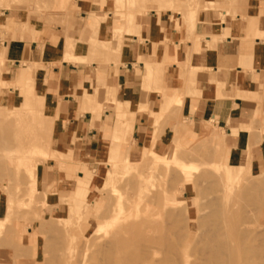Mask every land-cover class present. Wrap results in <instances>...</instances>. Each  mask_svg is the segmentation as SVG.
I'll list each match as a JSON object with an SVG mask.
<instances>
[{
  "label": "crops",
  "instance_id": "obj_1",
  "mask_svg": "<svg viewBox=\"0 0 264 264\" xmlns=\"http://www.w3.org/2000/svg\"><path fill=\"white\" fill-rule=\"evenodd\" d=\"M174 2L167 0L173 7ZM101 3L75 0L77 18L69 33L48 27L24 39L0 30L3 82L26 76L43 88L44 115L55 121L51 148L74 156L73 167H88L79 178L91 185L106 173L109 158L118 163L141 158L150 134L157 139L155 150L163 153L167 134L180 123H185L176 130L180 146L192 147L209 136L223 146L225 164L238 166L249 157L252 173L263 175L264 0H198L217 7L198 11L192 29L188 11L130 17L134 26L118 51L115 31L126 21L115 13L114 1ZM93 18L101 22L90 28ZM94 37L107 49L97 47L89 62L68 59L88 56ZM105 58L107 63L100 62ZM10 94L9 87L2 89V97ZM209 124L218 133L211 134ZM61 176L54 160L37 171L54 195Z\"/></svg>",
  "mask_w": 264,
  "mask_h": 264
},
{
  "label": "rangeland",
  "instance_id": "obj_2",
  "mask_svg": "<svg viewBox=\"0 0 264 264\" xmlns=\"http://www.w3.org/2000/svg\"><path fill=\"white\" fill-rule=\"evenodd\" d=\"M32 1L34 3L38 1V4L35 6ZM112 1L115 2V13L126 21L125 26L118 28L115 31V36L118 38L117 44H115L116 51L120 49V41L122 40L123 35L134 25V19H128L130 17L143 15L149 13L151 10L158 12H166L167 10H172L174 12L188 11L190 15L187 24L189 28L192 29L196 23V15L198 11L217 7L214 3H210L209 5H199L198 0H174V7L170 5V3H167V0H130L131 3L127 8L119 7L117 5V0H102L101 4L105 6L106 2ZM27 3L30 5L28 6ZM66 4L65 7H58L56 0H0V30L3 31V33L14 32L15 34H21L24 39H29L33 36L36 37L38 35V30L46 29L48 27L62 26L63 30L66 33H69L76 22L77 8L75 0H66ZM151 4L158 6L151 7ZM7 5L10 6V8H12V6H19L22 12L31 11L32 15H35L36 13L37 15L34 17L32 16V19L29 20L31 23H26V21L28 22V19H23L25 20L23 23V20L19 18V16H16L18 21L16 19L14 20L11 12L12 9H9ZM62 8L64 10H62ZM36 10L37 12H35ZM15 11L19 12V10ZM34 12L35 14H33ZM5 19L8 21V26L5 23ZM20 19L22 20V23ZM100 22V19H96V25H99ZM17 25H24V28L22 27L24 30L19 29L21 27H18ZM97 47L107 49L104 45H97L96 38L94 37L91 40V49L88 56L79 59L73 54H70L68 59L89 62L93 60V53ZM68 48L72 49L73 46L69 44ZM100 62L107 63L108 59H102ZM2 64L3 60H0V228L2 227L0 235V264H59V261L61 263L62 259V262L66 261L69 264L71 257L68 260V256H70L74 249L78 250L77 252L80 251L78 254L80 258L84 257L83 254L85 255L88 253L85 251L87 247H85L86 242L83 236L84 234H82L83 232L90 229L91 236L97 237L100 234H104L103 232H105L106 228V231H109L110 228L119 229V227L124 228L134 224H144L145 222L156 225L157 227L159 225L160 229H162L164 225V230H170L172 233H175H173L174 235L169 233L171 239H176V237L182 239L188 232L191 234L193 233V236L197 237L203 229L205 230L206 225L210 226L216 225V223L219 225L227 223L226 216L228 218V223H240L241 221L251 226L254 224L251 229L260 228L262 226L263 228H261L264 233V214L262 212L264 206L261 209L264 202V174H248L247 172H242V170L246 168L247 163L250 162L249 157L246 159V161H248L247 163L241 161L238 166H229L228 164H225V161L223 160L225 157L223 146L216 141L209 140V136H205L202 141L192 147L185 144L180 146L179 143L175 142L176 130L185 125V123H180L172 129L171 133L167 134L169 142L167 149L163 153H159L155 150L157 139L155 135L150 134L149 138L151 141L144 147L141 158H129L130 161L135 162L132 164L127 163V161L130 162L129 160H125L126 163H118L117 159L109 158L108 170L106 173L101 179L97 178L91 185H89L88 180H82L78 176L79 171L88 172V167L86 165L83 166L82 169L80 167H73L71 164L74 161V156L64 155L58 152V150L51 148L55 121L44 115L43 106H45V101H43V96L38 95L39 89L42 87H37L31 82V90H27L31 92L27 94V91H24V94L26 93L27 96L31 97H28V100L33 103L29 104L28 100H20L18 96L20 94L22 95L21 86L26 85L23 84V81H26L27 79L26 76H23L20 81H17L14 84L4 83L2 80ZM4 87H9L11 89L10 96L2 97V89ZM33 93L42 98L43 104L40 98L39 100L41 104L39 103L38 97L34 96ZM43 93L44 90H42V93L40 90L39 94ZM27 96L24 98L27 99ZM20 101L22 102L21 106L23 111L18 110L21 107L19 106ZM36 101L42 107L36 104ZM95 103L89 101V104ZM173 104H177V102H174ZM31 105L37 113L43 111L42 113L40 112V116L33 111ZM36 106H39L40 108H37ZM25 107L28 109L30 107L32 111L26 109L27 112H24ZM28 111L35 113V116L32 113L28 114ZM19 112H22L24 115H20ZM31 116L33 117V120ZM151 116L156 120L157 116ZM21 117H24V119L22 120ZM36 118L37 120L35 121ZM26 120L30 124L26 123ZM31 123H33L34 126H32ZM209 132L211 134L218 133V131L212 127V124H209ZM156 133L160 136L163 134L161 133V128H157ZM126 143V140H120L121 145ZM35 144L38 145L41 150L43 148V150L46 151L44 152L42 150V152H40L38 150L40 154H43L44 152V155L40 156L37 150H35ZM36 152L38 154H36ZM26 157H28V159ZM12 158H18L24 162L28 160L26 163H29V167L27 164L26 165L29 172L26 170L25 163H22L23 165L21 164V167L18 166V169L15 168L16 166L12 163ZM49 160L57 161L62 173L57 195L53 194L52 185L49 184L47 180H45V188L42 189V186H44L43 182L37 177V171L43 165L48 164ZM114 160L117 162V165ZM176 160H180V167ZM102 161L103 160L99 158L98 162L101 163ZM111 161L114 162V164ZM10 163L12 166L9 165V167L8 164ZM188 166L195 167L196 169L189 172L192 176V180L185 183L183 181L185 172L184 170L180 171V169L181 167L182 169H185V167L188 168ZM24 167L26 169H24ZM127 167L128 169H126ZM236 170L240 171V175L242 174L240 180L238 179L239 175L236 173ZM16 172L19 173L21 177L19 174L16 175ZM26 172H28L29 176ZM32 174L39 182L40 191L39 189H35L36 193L33 192L31 194L30 191H26L33 189V186L31 187L33 184H31V181H34L35 179L32 177L31 180L30 177ZM116 174L117 176H115ZM8 177L12 181H10ZM9 184H11V186ZM228 186H234L233 193L228 190ZM18 187L22 188L19 189ZM5 190L7 192H5ZM18 190H20V193H18ZM23 193L25 195L24 197ZM228 193L231 195L229 194V196H227ZM232 194L234 195L232 196ZM154 196H156V199ZM33 198L35 199L34 202L32 201L34 200ZM56 199L57 203L55 204ZM109 200H111V204ZM29 202L30 204H28ZM223 208L227 211L228 215ZM155 210L158 213H156ZM260 212H262V214ZM234 214L236 217H233ZM105 215L107 218L110 216L108 220L111 219L112 221L102 219L103 222H101L100 218L105 217ZM145 216L147 218H145ZM215 216L216 218H214ZM221 216L225 217V219H220L219 217ZM114 217L118 219L115 223L113 222ZM150 217L152 218L150 219ZM75 219H78V221ZM156 220L158 221L156 222ZM214 221H216L215 224ZM70 222H72V224ZM98 222H101L102 224ZM97 224L101 225L103 229H96L99 230V232L94 230L93 233L91 229H95ZM257 225L258 227H255ZM51 226L52 228L55 227V229H51ZM44 229L45 231L47 229L48 233L45 232ZM262 229H260L261 232ZM51 232L56 238L49 234ZM130 232L132 233V230ZM134 233L135 232L132 234ZM71 236L75 238V241L74 238L71 239ZM134 239L135 240L133 241L135 242L138 240L136 237H134ZM69 243H72V246ZM68 245L73 248L70 254V251L67 250L69 249ZM58 250L60 251L59 253ZM63 251L64 253L66 252L68 256H64L66 253L63 254ZM61 256H63V258H61ZM71 256H74V254ZM72 263L73 261L70 264Z\"/></svg>",
  "mask_w": 264,
  "mask_h": 264
},
{
  "label": "bare ground",
  "instance_id": "obj_3",
  "mask_svg": "<svg viewBox=\"0 0 264 264\" xmlns=\"http://www.w3.org/2000/svg\"><path fill=\"white\" fill-rule=\"evenodd\" d=\"M31 1V0H30ZM35 1V0H34ZM29 2V1H28ZM33 2V1H32ZM117 2H118V6L119 7H128L129 5H130V3H131V1L130 0H117ZM31 3V2H30ZM34 3V2H33ZM45 3V2H44ZM28 4V6L30 5L29 3H27ZM38 4V1L37 2H35L33 5H37ZM56 4H57V6L58 7H65L67 4H66V0H56ZM14 5V4H13ZM8 6V5H7ZM12 6V5H11ZM118 6H117V8H118ZM215 6V5H214ZM9 7V9H12V15H13V17H14V20L16 19V16H19V18H21L22 20L23 19H28V22L26 21V23H31V22H29V20L30 19H32V16L34 17L35 15H37V13L35 14V12H37V10L33 13V14H35V15H32V13H31V11H28V12H22L21 11V8L19 7V6H12V8H10V6H8ZM15 7H17V8H15ZM39 9V8H38ZM120 9V8H119ZM15 10H19V12L18 11H15ZM62 10H64L63 8H62ZM33 11V10H32ZM61 12V11H60ZM64 12V11H63ZM38 13H39V11H38ZM0 19H1V17H0ZM20 19V20H21ZM17 21H18V19H16ZM22 20H21V23H22ZM25 20H23V23H24V21ZM2 22H3V20H2ZM25 23V24H26ZM24 24V25H25ZM24 25L23 26H18V27H21V28H19V29H22V30H24L23 28H24ZM96 25V19H94L93 20V24L91 25V26H89L90 28L91 27H94ZM134 26V25H133ZM23 27V28H22ZM26 32V31H25ZM138 39V38H137ZM2 63V62H1ZM1 66V65H0ZM149 73V72H148ZM29 74V73H28ZM27 74V75H28ZM147 74V73H146ZM147 76H149L148 74H147ZM27 78V77H26ZM145 78H147V77H145ZM32 80H34V79H32ZM32 81L31 80H29L28 78L26 79V81H23V84H26L25 86H21V88H22V95L20 94L19 96H18V98L20 99V100H28L29 98H31V97H29V96H27L26 95V93L24 94V91H27V90H31L30 88L32 87V86H30L32 83H31ZM35 83V82H34ZM33 83V84H34ZM35 85V84H34ZM33 85V86H34ZM38 87V86H37ZM34 88H35V86H34ZM40 88V87H39ZM37 89V88H36ZM40 90H41V93H42V88L41 89H39V92H38V95H40V96H42V94H39L40 93ZM32 91H33V89H32ZM29 92H31V91H27V94H29ZM34 94V93H33ZM27 96V99H25L24 97H26ZM31 96V95H30ZM33 96V95H32ZM34 96H36V97H38V101H39V103H40V100H41V102H42V98H40L39 96H37V95H35L34 94ZM34 96H33V98H34ZM29 97V98H28ZM33 98H32V100H33ZM39 98H40V100H39ZM37 99V98H36ZM30 100H28V103L30 104V103H33V102H29ZM44 101V100H43ZM35 102V101H34ZM36 104H38L37 103V101H36ZM36 104H34V105H36ZM41 104V103H40ZM40 104H38L39 106H40ZM42 104H43V102H42ZM22 105V102L20 101V104H19V106H21ZM26 105V104H25ZM36 106L37 108H40V107H42V106ZM14 107V106H13ZM31 107H32V109H33V106L31 105ZM44 107V106H43ZM7 108V107H6ZM11 108H12V106H11ZM9 109H10V107H9ZM26 109L27 110H31L30 109V107H29V109L27 108V107H25V111L24 112H27L26 111ZM42 109V108H41ZM18 110H20V111H23L22 110V106L18 109ZM35 110H37V109H35ZM13 111V110H12ZM32 111V110H31ZM33 111H34V109H33ZM40 111V110H39ZM35 113H37L36 111H34ZM41 112V111H40ZM40 112H38L37 113V115L39 114V116H40ZM43 112V111H42ZM41 112V113H42ZM20 113V112H19ZM29 113H32V112H29L28 111V114ZM35 113H32V114H34V116H35ZM32 114H30V115H32ZM16 115V114H15ZM20 115H24V114H22V112L20 113ZM30 115H27V116H30ZM18 116V115H17ZM33 116V115H32ZM31 116V117H32ZM13 117V116H12ZM20 117V116H19ZM26 117V116H25ZM37 117V116H36ZM14 118V117H13ZM22 118V120L24 119V117H21ZM20 118V119H21ZM38 118V117H37ZM37 118L35 119V121L37 120ZM41 118V117H40ZM39 118V119H40ZM31 119V118H30ZM18 120V119H17ZM28 120V119H27ZM26 120V121H27ZM32 120H33V117H32ZM41 120V119H40ZM10 121V120H9ZM21 121V120H20ZM19 121V122H20ZM39 121V120H38ZM121 121H124V120H120L119 122H121ZM31 122V121H30ZM125 122V121H124ZM26 123H28V124H30L28 121L26 122ZM33 123H34V121H33ZM33 123H31L32 124V126H34L33 125ZM41 123H42V121H41ZM5 124V123H4ZM19 124V123H18ZM18 124H16V125H18ZM23 124H24V122H23ZM35 124V123H34ZM48 124V123H47ZM37 125H38V123H37ZM46 125V124H45ZM50 125V124H49ZM123 125V123L121 124V127H124V126H122ZM127 125V124H126ZM19 126V125H18ZM28 126H30V125H28ZM39 127V126H38ZM48 127V126H47ZM126 127H128V126H126ZM5 128V127H4ZM33 128V127H32ZM41 128V127H40ZM39 128V129H40ZM122 129V128H121ZM9 130V129H8ZM22 130V129H21ZM36 130V129H35ZM114 130V129H113ZM124 130H125V128H124ZM127 130V129H126ZM25 132V131H24ZM28 132V131H27ZM42 132V131H41ZM118 132H120V131H118V130H115V133H114V135H113V139L114 140H118L119 139V137H120V135H119V133ZM122 132H124L123 130H122ZM121 132V133H122ZM129 132V131H128ZM51 133V132H50ZM49 133V134H50ZM127 133V132H126ZM36 134V133H35ZM125 134V133H124ZM123 135V134H122ZM121 135V136H122ZM17 136V135H16ZM31 137V136H30ZM49 137V136H48ZM123 137V136H122ZM19 138V137H18ZM36 138V137H35ZM39 139V138H38ZM41 139V138H40ZM16 140V139H15ZM48 141V140H47ZM130 141V140H129ZM151 141V139L149 138L148 140H147V143H146V146L149 144V142ZM33 142V141H32ZM119 142V141H118ZM15 144V143H14ZM38 145H39V143H37ZM34 145V148H35V150H37V152H38V150L40 151V152H42V150H43V148H42V150H41V148L40 147H42L41 145ZM44 151V150H43ZM6 152V151H5ZM4 152V153H5ZM10 152V151H9ZM36 152V154H38ZM44 152H46V151H44ZM44 152H43V154L41 153H39L40 154V156L41 155H44ZM5 154H7V153H5ZM11 154V153H10ZM24 154V153H23ZM46 154V153H45ZM1 155V154H0ZM123 155V154H122ZM11 156V155H10ZM39 156V155H38ZM15 157V156H14ZM17 157V156H16ZM10 158V157H9ZM27 159H28V157H26ZM125 158V157H124ZM248 157H244L243 159H242V162H248V161H246V159H247ZM111 159V158H110ZM112 159H117V158H112ZM126 159V158H125ZM128 159V158H127ZM127 159H126V161H127ZM9 160V159H8ZM11 160V159H10ZM26 160V159H25ZM6 161V160H5ZM28 161V160H27ZM27 161H23V160H20V159H13L12 158V163L14 164V166H16L15 168H19V167H21L24 163H25V165L27 164L28 165V167H29V163H26ZM113 161V160H112ZM111 161V162H112ZM124 161V160H123ZM126 161H125V163H126ZM177 161V160H176ZM176 161H175V164H176ZM180 161V160H179ZM179 161H177V164H179V167H180V163H179ZM8 162V161H7ZM110 162V163H111ZM114 162H115V164L117 163L115 160H114ZM114 162H112L113 164H114ZM6 163V162H5ZM23 163V164H22ZM127 163L128 164H132V163H130V162H128L127 161ZM137 163V162H136ZM22 164V165H21ZM2 165V164H1ZM12 166L11 165V163L10 164H8V166ZM27 165H26V168H27ZM117 165V164H116ZM9 166V167H10ZM19 166V167H18ZM127 166V165H126ZM125 166V167H126ZM118 167V166H117ZM154 167V166H153ZM178 167V166H177ZM176 167V168H177ZM11 168H14V167H11ZM23 168V167H22ZM25 167H24V169H26ZM113 168V167H112ZM155 168V167H154ZM184 168V167H183ZM7 169V168H6ZM17 169H16V171H17ZM126 169H128V167L126 168ZM125 169V170H126ZM151 169V168H150ZM153 169V168H152ZM172 169V168H171ZM194 169H196L195 167H191V166H188V168L187 167H185V169H182V167H181V169H180V171L182 170H184V172H185V175H184V179H183V181L185 182V183H188V182H190L191 180H192V176L190 175V171H192V170H194ZM15 170V169H14ZM28 172H29V170H28V168L26 169ZM156 170V169H155ZM32 171V170H31ZM157 171H158V169H157ZM14 172V171H13ZM28 172H26L27 174H28ZM128 172V171H127ZM153 172V171H152ZM169 172V171H168ZM242 172H247L248 174H251L252 173V168H251V163L250 162H248L247 163V165H246V168L245 169H243L242 170ZM5 173V172H4ZM17 173V172H16ZM21 173V172H20ZM32 173V172H31ZM130 173V172H129ZM236 173L239 175H237L238 176V179L240 180L241 179V176H242V174L240 175V171L238 170H236ZM19 173H17L16 175H18ZM22 174V173H21ZM24 174V173H23ZM34 174V173H33ZM33 174L31 175V180H32V177H33ZM154 174H156V173H154ZM186 174H189V175H186ZM20 175V174H19ZM111 175V174H110ZM178 175V174H177ZM28 176H29V174H28ZM115 176H117V174L115 175ZM114 176V177H115ZM15 177V176H14ZM20 177H21V175H20ZM27 177V176H26ZM142 177V176H141ZM251 177V176H250ZM4 178H6V177H4ZM11 178V177H10ZM17 178V177H16ZM34 179L36 178V177H33ZM111 178V177H110ZM8 179H9V177H8ZM18 179V178H17ZM116 179V178H115ZM4 180V179H3ZM2 180V181H3ZM10 180V179H9ZM19 180V179H18ZM112 180V179H111ZM262 180V179H261ZM10 181H12V180H10ZM33 181V180H32ZM31 181V187L33 188V189H30V190H25L26 192H28V191H30V193L32 194L33 192H35L36 190H38L39 189V191H40V188H39V182H38V180L37 179H35L33 182ZM139 181V180H138ZM20 182V181H19ZM29 182H30V179H29ZM28 182V183H29ZM43 182V185L44 186H42V189H44L45 188V180H43L42 181ZM240 182V181H239ZM123 183V182H122ZM140 183H141V180H140ZM139 183V184H140ZM129 184H131V183H129ZM264 184V183H263ZM3 185V184H2ZM10 186H11V184H9ZM15 185V184H14ZM17 185V184H16ZM127 185V184H126ZM147 185V184H146ZM9 186V187H10ZM21 186V185H20ZM153 186V185H152ZM6 187V186H5ZM17 187V186H16ZM22 187H24V186H22ZM21 187V188H22ZM128 187V186H127ZM262 187V186H261ZM4 188V187H3ZM19 188V187H18ZM21 188H19V189H21ZM47 188V187H46ZM143 188V187H142ZM6 189H7V187H6ZM17 189V188H16ZM36 189V190H35ZM144 189V188H143ZM9 190V189H8ZM14 190V189H13ZM228 190L230 191V192H232L233 193V190H234V186H228ZM236 190V189H235ZM244 190H245V188H244ZM258 190V189H257ZM20 190H18V193H20L19 192ZM112 191H113V189H112ZM116 191V190H115ZM228 191V192H229ZM258 191H260V190H258ZM5 192H7L6 190H5ZM10 192V191H9ZM16 192V191H15ZM26 192H25V194H26ZM38 192V191H37ZM149 192V191H148ZM147 192V193H148ZM151 192V191H150ZM176 192V191H175ZM29 193V194H30ZM36 193V192H35ZM10 194V193H9ZM12 194V193H11ZM122 194V193H121ZM229 194L230 193H228V195L227 196H229ZM258 194V193H257ZM18 195V194H17ZM231 195V194H230ZM234 194H232V196H233ZM239 195V194H238ZM251 195V194H250ZM14 196V195H13ZM25 195H24V193H23V197H24ZM31 196V195H30ZM34 196V195H33ZM263 196V195H262ZM11 197V196H10ZM155 197V199H156V196H154ZM20 198V197H19ZM29 198V197H28ZM42 198V197H41ZM15 199V198H14ZM21 199V198H20ZM34 199V198H33ZM44 199V198H43ZM16 200H18V199H16ZM30 200V199H29ZM122 200V199H121ZM143 200V199H142ZM20 201V200H19ZM33 202L35 201V199L34 200H32ZM110 201V204H111V200H109ZM145 201V200H144ZM28 202V201H27ZM31 202V201H30ZM30 202L28 203V204H30ZM155 202V201H154ZM109 204V203H108ZM168 204V203H167ZM165 205H166V203H165ZM263 206H264V202H263V204H262V206H261V209L263 208ZM218 207V206H217ZM223 207H224V205H223ZM231 207V206H230ZM234 207H236V206H234ZM254 207V206H253ZM220 208V207H219ZM226 208V207H225ZM30 209V208H29ZM145 209V208H144ZM155 209V208H154ZM153 209V210H154ZM224 209V208H223ZM222 209V210H223ZM137 210V209H136ZM222 210H220V211H222ZM250 210V209H249ZM156 211V210H155ZM224 211H225V209H224ZM223 211V212H224ZM229 211V210H228ZM236 211V210H235ZM251 211V210H250ZM260 211H262V210H260ZM48 212V211H47ZM46 212V213H47ZM107 212V211H106ZM115 212H117V211H115ZM135 212V211H134ZM226 212V214H227V211H225ZM230 212V211H229ZM238 212V211H237ZM255 212V211H254ZM263 212V214H264V210L262 211ZM262 212H260L261 214H262ZM156 213H158L157 211H156ZM160 213V212H159ZM231 213H233V212H231ZM235 213V212H234ZM252 213V212H251ZM250 213V214H251ZM103 214H105V213H103ZM108 214V213H107ZM147 214V213H146ZM153 214V213H152ZM236 214V213H235ZM233 215V217L235 216L236 217V215ZM247 214V213H246ZM155 215V214H154ZM224 215V214H223ZM228 215V214H227ZM89 216V215H88ZM113 216H115V215H113ZM117 216V215H116ZM225 216V215H224ZM230 216V215H229ZM259 216V215H258ZM257 216V217H258ZM51 217V216H50ZM73 217H74V215H73ZM79 217H81V216H79ZM91 217V216H90ZM110 217V216H109ZM108 217V218H109ZM153 217V216H152ZM152 217H150V219L152 218ZM167 217V216H166ZM213 217V216H212ZM223 216H221V217H219L220 219H225V217H223ZM99 218V217H98ZM108 218L106 217V215H105V217H102V218H100L101 219V222H103V220H108ZM111 218H112V216H111ZM145 218H147L146 216H145ZM169 218V217H168ZM214 218H216V216L214 217ZM219 218H217V219H219ZM103 219V220H102ZM114 220H113V222L115 223L116 222V220H118V219H116V217H114L113 218ZM120 219V218H119ZM155 219V218H154ZM164 219V218H163ZM208 219V218H207ZM213 219V218H212ZM71 220V219H70ZM76 221H78V219H75ZM128 220V219H127ZM214 220V219H213ZM212 220V221H213ZM108 221H112L111 219L110 220H108ZM155 221V220H154ZM158 220H156V222H157ZM226 221H227V223H225V222H223V223H225V224H218V223H216V225H206V227H205V230L203 229V231L196 237H194L193 236V233L191 234V233H187V234H185L186 236L184 237V238H182V239H179V238H177L176 236V239H171L170 238V234L169 233H171V234H173L170 230H164V225H163V227H162V229H160V226L158 225V227L156 226V225H152L151 223H147V222H145L144 224H134V225H131V226H126V227H124V228H121V227H119V229L118 228H114V229H112V228H110L109 229V231L107 230L106 231V229H105V232H103L104 234H100L99 236H97V237H94V236H91V234H90V229L89 230H85L86 232H83L82 234H84L83 236H84V238H85V244L87 245H85V247H87L86 249H85V251H87L88 253L87 254H83V258H80L79 257V253H80V251L79 252H77L78 250H73V248H71V247H69L70 245H68V247H69V249H67V250H69L70 252H69V254L71 253V251L73 250V252L70 254V256H68V254L66 255L65 253H64V251H63V254H65L64 256H68L69 258H68V260L70 259V257H71V260H70V262H69V264L73 261V263L74 264H264V233H263V227L261 228L260 226V228H255V229H251L252 227H253V225L251 226V225H249V224H247V223H245V222H241L240 221V223L238 222H231V223H228V218H227V216H226ZM75 222V221H74ZM101 222H98V223H101ZM107 222V221H106ZM150 222V221H149ZM215 222L216 221H214V224H215ZM44 223V222H43ZM71 224H72V222H70ZM69 223V224H70ZM120 223V222H119ZM118 223V224H119ZM155 223V222H154ZM41 224H42V222H41ZM40 224V225H41ZM49 224V223H48ZM54 224V223H53ZM67 224V223H66ZM89 224V223H88ZM102 224V223H101ZM47 225V224H46ZM45 225V226H46ZM104 225H105V223H104ZM42 226H43V224H42ZM120 226V225H119ZM251 226V227H250ZM88 227H89V225H88ZM255 227H258V225L257 226H255ZM42 228V227H41ZM44 228V227H43ZM45 228H47V227H45ZM51 229H55V227H53L52 228V226L50 227ZM99 228H101V229H103L102 227H101V225H99V224H97V226H96V228L95 229H91V231L94 233V230H96V229H99ZM121 228V229H120ZM169 228V227H168ZM50 229V230H51ZM101 229H99V230H101ZM112 229V230H111ZM260 229H262V232L260 231ZM99 230H96V231H98L99 232ZM132 230V233L133 232H135L134 234H132L130 231ZM1 231H2V227L0 228V235H1ZM42 231V230H41ZM40 231V232H41ZM44 231H45V229H44ZM53 231V230H52ZM95 231V232H96ZM45 232H47V229H46V231ZM101 232V233H102ZM191 232V231H190ZM48 233V232H47ZM55 233V232H54ZM92 233V234H93ZM6 234V233H5ZM43 234V233H42ZM49 234H51L52 235V232L51 233H49ZM82 234H80V235H82ZM175 234V233H174ZM173 234V235H174ZM4 235V234H3ZM7 235V234H6ZM133 235H134V237H136V238H138V240L135 242V241H133V240H135L134 239V237H133ZM12 236V235H11ZM53 236V235H52ZM74 236V235H73ZM73 236H71L70 238L71 239H73L74 237ZM48 237H50V236H48ZM54 238H56L55 236H53ZM76 237V236H75ZM93 237V238H92ZM132 237V238H131ZM180 237V236H179ZM182 237V236H181ZM10 238V237H9ZM53 238V239H54ZM77 238V237H76ZM49 239V238H48ZM47 239V240H48ZM9 240V239H8ZM71 241V240H70ZM74 241H75V238H74ZM74 241H72V242H74ZM83 241V240H82ZM51 243V242H50ZM49 243V244H50ZM61 243V242H60ZM65 243V242H64ZM69 244H71V246H72V243H69ZM48 246V245H47ZM78 246V245H77ZM67 247V248H68ZM70 248H71V250H70ZM77 248V247H76ZM79 248H81V247H79ZM78 248V249H79ZM80 250V249H79ZM84 250V249H83ZM60 251L58 250V253H59ZM84 253V252H83ZM74 254V256H71V255H73ZM62 255V254H61ZM57 256V255H56ZM59 257H60V255H59ZM61 258H63V256H61ZM61 258H60V260H61ZM63 260V259H62ZM62 260H61V263H60V261H59V264H68V262H62ZM96 260V261H95ZM53 261V260H52ZM93 261H95L94 263H92ZM45 263V262H44ZM46 263H48V262H46ZM54 263V262H53ZM72 263V264H73Z\"/></svg>",
  "mask_w": 264,
  "mask_h": 264
}]
</instances>
